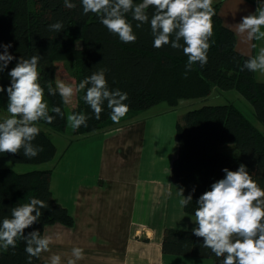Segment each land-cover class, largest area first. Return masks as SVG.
<instances>
[{"label":"trees","instance_id":"1","mask_svg":"<svg viewBox=\"0 0 264 264\" xmlns=\"http://www.w3.org/2000/svg\"><path fill=\"white\" fill-rule=\"evenodd\" d=\"M72 3L76 7L68 9L63 0H0V52L4 51L3 45L11 44L8 51L15 57L0 73V84L5 88V92L0 93V110L8 102L6 89L11 83L10 70L21 56L40 55L39 71L45 100L50 109L59 106L64 113L61 118L50 112L55 117L52 123L37 122L41 131L33 144L43 151L36 157L27 158L22 152L0 153V157L31 164L56 158L58 147L51 131L42 125L60 133L67 129V105L63 104L59 94L52 96L47 91L49 82L55 87L56 63L65 61L76 84L93 72L105 70L109 88L119 89L128 96L124 103L129 110L120 123L115 124L106 103L100 119H96L83 99L86 90L79 92L72 113H84L89 119L87 126L75 129L77 139L121 125L161 103L175 109L182 100L206 98L215 89L237 90L252 104L262 128L232 103L204 105L187 111L177 122L179 152L173 162L172 179L175 185L186 188V196L193 195L192 202L184 207L190 214L195 213L199 197L211 189L212 183L224 178L225 168L235 171L244 164L258 185L264 188V82L244 69V62L251 56L238 51L235 32L223 23L219 14L220 3L213 4L216 15L208 62L203 66L193 65L187 75L188 57L182 49H173L170 45L153 47L154 37L149 24L136 28L137 22L128 14L137 40L124 43L108 31L96 14H83L81 0H72ZM153 11L150 8L149 15ZM58 21L63 23V30L59 33L50 31L49 25ZM225 144H234L240 155L219 152V146ZM52 172L53 168L21 173L0 167V221L10 216L12 208L29 203L35 197L45 200L48 208L42 209L38 222L24 230L25 235L34 230L44 235L45 228L55 223L72 227L75 224L73 215L53 197ZM25 244L18 239L15 249L0 248V264H28ZM202 244L203 238L195 236L193 231L170 228L165 232L162 248L167 254L213 258L215 264H220L211 250L202 248ZM41 263V257L31 260V264Z\"/></svg>","mask_w":264,"mask_h":264},{"label":"clouds","instance_id":"2","mask_svg":"<svg viewBox=\"0 0 264 264\" xmlns=\"http://www.w3.org/2000/svg\"><path fill=\"white\" fill-rule=\"evenodd\" d=\"M213 3L214 0H81L83 14H96L108 31L124 43L137 40L128 14L137 22L136 28L149 24L154 37L153 47L170 45L173 49H182L188 57L185 75L192 71L193 65L198 63L203 66L208 62L210 38L214 34L213 17L216 15ZM63 4L68 9L76 7L72 0H63ZM261 4L255 14L244 16L236 24L238 34L246 35L248 41H264V7ZM150 8L154 9L151 15L148 12ZM63 28L60 21L49 25V30L57 33ZM3 48L4 51L0 52V73L15 59L8 51L11 44H5ZM40 59V55L30 58L21 56L8 73L11 83L6 92L10 115L0 121V153L22 152L27 158L36 157L43 151L33 144L41 131L37 122L52 123L55 117L50 112L61 118L64 115L59 106L50 109L45 100ZM243 67L250 72L264 74V47L259 48L257 55L249 57ZM83 90H86L83 99L96 119H100L105 103L111 110L113 123L119 124L126 116L129 110L124 103L128 99L127 93L109 88L105 70L93 72L78 84L57 79L55 87L51 82L47 85L48 93L52 96L59 94L65 105L71 104ZM3 92L5 88L0 84V93ZM88 119L89 116L84 113H73L67 117L73 129L87 126ZM223 171L226 173L224 178L212 183L211 189L197 201L198 207L192 217L197 225L192 230L193 234L203 238L202 248L211 250L220 264H264V188L258 185L244 164L235 171L228 168ZM178 195L181 197V208L193 200V195L189 193L185 196L182 188ZM46 208L48 203L35 197L29 203L12 208L10 216L0 221V248L15 249L18 239L26 242L28 264L33 257L40 258L42 253L49 252L53 243L50 236L41 235L39 230L27 235L24 231L40 220L42 209ZM83 258L84 250L74 247L66 264H78ZM50 264H63L61 255H52Z\"/></svg>","mask_w":264,"mask_h":264},{"label":"crops","instance_id":"3","mask_svg":"<svg viewBox=\"0 0 264 264\" xmlns=\"http://www.w3.org/2000/svg\"><path fill=\"white\" fill-rule=\"evenodd\" d=\"M215 3H220L223 23L236 34L238 51L257 55L264 41H248L246 35L238 34L236 24L255 14L264 0ZM255 74L264 82V74ZM151 109L121 125L84 136L98 137L101 142L90 164L75 165L86 173L80 177L74 173L68 200L67 190L55 196L51 177L54 199L69 209L75 224L55 223L45 228L44 235L53 243L49 252L42 253L41 264H50V257L56 254L66 264L74 247L84 250L78 264H215L213 258L163 252L167 229L192 231L197 225L194 214L179 205L178 191L182 188L186 196V188L172 179L179 152L177 122L187 111L180 104L175 109L168 104Z\"/></svg>","mask_w":264,"mask_h":264},{"label":"rangeland","instance_id":"4","mask_svg":"<svg viewBox=\"0 0 264 264\" xmlns=\"http://www.w3.org/2000/svg\"><path fill=\"white\" fill-rule=\"evenodd\" d=\"M67 62L56 63V78L65 82L72 83L76 80L68 70ZM76 97L73 98V102L67 105L68 115L73 114L72 111L76 106ZM235 104L240 108L253 122H255L260 128L259 121L257 120L252 104L246 100L237 90H221L215 89L212 94L206 98L185 99L180 103V108L184 111H189L202 107L204 105H221V104ZM161 106H167V103H161L152 107L155 110ZM151 111L148 110V113ZM7 112V105L0 110V121L9 117ZM47 131H51L52 137L58 147V153L54 160L41 164L31 163H17L12 159L0 157V167H6L14 169L17 172H28L32 170H44L53 168L52 172V184L55 192V196L59 197V192H66L65 198L68 200L73 193V177L84 176L86 171L75 168L76 164L87 163L90 164L95 158V151L100 146L101 139L98 137H79L78 139L74 135L75 129H73L69 123H67V129L65 133L55 132L51 128L42 125ZM71 140V141H70ZM95 150V151H94ZM219 152L229 154L232 156H239L240 150L234 144L221 145L218 148ZM62 156V157H61ZM88 171H90L88 169Z\"/></svg>","mask_w":264,"mask_h":264}]
</instances>
